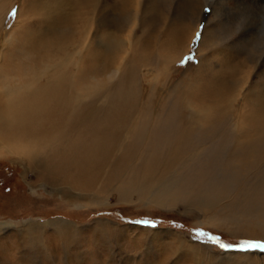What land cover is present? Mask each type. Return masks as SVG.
<instances>
[{
    "label": "rangeland",
    "instance_id": "374dc122",
    "mask_svg": "<svg viewBox=\"0 0 264 264\" xmlns=\"http://www.w3.org/2000/svg\"><path fill=\"white\" fill-rule=\"evenodd\" d=\"M0 1V67L12 69L11 77L16 76L19 83L28 81L20 73L24 68L45 82L47 64L72 59L65 68L75 79H86L78 88L79 101L89 103V92L109 91L118 83L121 63H138L137 74L131 78L137 87V100L127 106L124 131L131 132L135 120L148 112L143 105H152V111L148 110L156 116L178 88H186L189 95L199 81L200 85L208 82L206 75L219 82L226 60L222 59L224 50H229L231 58L234 55L232 61L239 63V75L230 77L232 89L227 98L233 106L227 110L228 129L235 133L245 126L244 115L253 100L264 109V49L255 41L264 36V23L254 21L258 17L264 22V12L247 9L243 27H234L238 12H243L251 0H99L95 10L90 6L86 9L85 0ZM93 12L98 19L91 31ZM57 16L67 23H57L62 27L61 39L50 31L47 22ZM241 39L240 48L244 50L239 48ZM238 49L241 51L236 52ZM186 57H192L191 61ZM91 59H97L98 76H90L94 71L88 75L82 71ZM104 59L110 62L108 69ZM154 84L156 89L152 88ZM152 89L154 95L150 96ZM196 104L199 108L209 106ZM182 108L190 118L189 103L183 101ZM130 137L128 134L115 143L107 170L98 177V186L87 191L75 182L47 181L42 169L26 170L20 156L0 147V223L6 224L0 227V264H264V251L238 250L244 240L264 241V233L252 224L244 229L241 222L222 226L215 222V212L180 202L159 206L144 199L138 201L136 192L121 199L123 190L112 192L119 182L101 193ZM175 172L177 169L162 183ZM230 195L222 199V209L217 213L250 220L234 206L240 204L228 205L232 199L226 197ZM248 196L242 201L245 207L253 205ZM259 219L264 221V217ZM57 221L66 222L69 229L63 222L29 229ZM200 231L218 237L230 246L229 250L211 244L207 236H196Z\"/></svg>",
    "mask_w": 264,
    "mask_h": 264
},
{
    "label": "bare ground",
    "instance_id": "6f19581e",
    "mask_svg": "<svg viewBox=\"0 0 264 264\" xmlns=\"http://www.w3.org/2000/svg\"><path fill=\"white\" fill-rule=\"evenodd\" d=\"M98 1L85 0L84 5L86 9L90 6L95 10ZM215 7L213 5L217 9ZM247 9L263 14L264 0H251L245 5L243 12L237 13L234 27H243L248 17ZM98 11L101 12L102 8L99 7ZM91 16L94 24L92 31L98 18L95 12ZM254 21H261V25L264 23L258 17ZM47 22L50 31L61 39L59 33L62 27L57 23L64 26L67 24L65 19L57 16ZM248 22L251 20L248 19ZM242 41L239 40V48ZM255 41L258 47L264 49V36L255 38ZM240 49L236 52L244 50ZM222 54V59L226 60L219 72V82L206 75L208 82L200 85L199 81L197 89L189 95L185 92L186 88H178L162 104L156 116L149 112L152 105H143L148 112L135 120L133 125L136 126L130 128L131 132L124 131L123 126L128 116L127 106L137 100V87L131 80L137 74V62L131 66L121 63L117 69L118 83L109 91L89 92V103L79 101L78 88L86 79H75L65 68L72 59L52 66L47 64L45 82L32 76L29 68H24L18 70L28 81L19 83L16 76V79L11 77L12 69L0 67V147L20 156L26 170L42 169L41 174L47 181L75 182L87 191L98 186V177L106 172L115 143L129 134V141L122 146L124 155H120L115 164L112 163L110 180L103 183L101 193L107 192L109 185L119 182L118 188L112 192L119 194L123 190L124 195L119 196L121 199L136 192L142 195L137 194L138 201L144 199L159 206L180 202L205 212H215L218 218L214 220L222 226L227 222H241L245 225L243 229L252 224L253 228L264 233V221L259 219L264 217V109L253 100L251 109L244 115L245 126L235 133L228 129L227 110L233 106L227 98L232 89L230 77L235 78L239 63L232 61L234 55L231 58L229 50H224ZM104 60L108 69L110 62ZM87 64L82 71L87 75L94 71L90 76H98L97 59H91ZM152 88L157 87L154 84ZM154 89L150 90V96L154 95ZM104 96V102L99 105ZM183 101L189 103L190 118L183 111ZM196 103L209 106L199 108ZM175 169L174 176L162 183ZM228 194L231 195L226 198L232 199L228 205L240 204L234 206L250 220L244 218L240 221L217 213L222 209V199ZM247 195L253 205L245 207L242 201ZM61 222L69 229L64 221L39 223L29 226V229ZM3 225L6 224L0 223V227Z\"/></svg>",
    "mask_w": 264,
    "mask_h": 264
},
{
    "label": "snow or ice",
    "instance_id": "6c2138e0",
    "mask_svg": "<svg viewBox=\"0 0 264 264\" xmlns=\"http://www.w3.org/2000/svg\"><path fill=\"white\" fill-rule=\"evenodd\" d=\"M15 10H13L12 15L15 16ZM199 33L197 34V37L199 38ZM186 60H188L189 62L191 61L192 57H186ZM144 223H147V221H145ZM196 236L198 237H208V240L210 241L211 244L213 245H217L219 246V248H221L222 250H229L230 246L223 244L220 242L218 237L215 236H208L207 233L205 232H196L195 233ZM240 251H252V250H260V251H264V241H256V240H244L241 243L240 248L238 249Z\"/></svg>",
    "mask_w": 264,
    "mask_h": 264
}]
</instances>
